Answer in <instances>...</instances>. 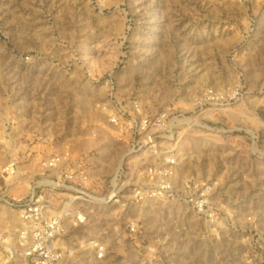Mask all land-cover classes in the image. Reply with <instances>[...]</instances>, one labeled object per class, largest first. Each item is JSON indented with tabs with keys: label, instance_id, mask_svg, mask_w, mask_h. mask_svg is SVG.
<instances>
[{
	"label": "rangeland",
	"instance_id": "374dc122",
	"mask_svg": "<svg viewBox=\"0 0 264 264\" xmlns=\"http://www.w3.org/2000/svg\"><path fill=\"white\" fill-rule=\"evenodd\" d=\"M117 102L161 118L145 137L177 158V183L215 184L217 216L75 201L86 221L67 225L63 264H264V0H0V264L20 227L6 202L69 203L40 193L43 161L68 153L96 191L124 181L127 137L101 110Z\"/></svg>",
	"mask_w": 264,
	"mask_h": 264
},
{
	"label": "built area",
	"instance_id": "2783aa9c",
	"mask_svg": "<svg viewBox=\"0 0 264 264\" xmlns=\"http://www.w3.org/2000/svg\"><path fill=\"white\" fill-rule=\"evenodd\" d=\"M208 94L212 95L211 92ZM211 97H214L212 95ZM101 110L108 114V123L114 128L118 141H123L126 135V165L130 172L123 182H119L118 175L106 188L99 191L87 186L89 176L86 171L76 170L66 166L68 153L56 154L40 166L43 171L56 172L62 169L58 180H50L39 186L40 193L53 194L65 192L69 203L54 215L49 214L47 202L31 195L27 200L16 198L6 204L18 215L20 227L16 233L14 245L5 252V263L10 264H63L64 250L61 248L62 239L67 234V225L79 227L86 221L83 214L71 209L75 201L91 203L99 206H125V201L134 206L147 200H166L182 203L191 207L198 215L209 221L216 218L217 213L213 196L215 184H201L196 180H183L179 183L177 177V158L170 152L161 153L156 149L153 141L145 137L150 131L159 127L161 118H151L142 115L136 103L121 106L114 103L110 109L101 106ZM107 111V112H106ZM134 136H140L137 141ZM146 138V139H144ZM144 149V151H143ZM150 150L149 156L153 162L148 164L143 175V183L134 186V155L143 154ZM4 178H11L15 174L12 166H6L2 172ZM99 187V186H98ZM130 231H133L130 228ZM97 258L103 255V246L92 243Z\"/></svg>",
	"mask_w": 264,
	"mask_h": 264
},
{
	"label": "crops",
	"instance_id": "0c3cea01",
	"mask_svg": "<svg viewBox=\"0 0 264 264\" xmlns=\"http://www.w3.org/2000/svg\"><path fill=\"white\" fill-rule=\"evenodd\" d=\"M62 170V169H61ZM61 170H59V171H56V172H52L51 174H49V175H46V177L47 178H50L51 180H58L59 179V172L61 171ZM52 207L50 208V210H55V209H57L58 207H59V204H55V205H51ZM64 207V206H63ZM49 214H51V215H54L55 213L53 212V211H50V212H48ZM63 246L61 245V248H62Z\"/></svg>",
	"mask_w": 264,
	"mask_h": 264
}]
</instances>
